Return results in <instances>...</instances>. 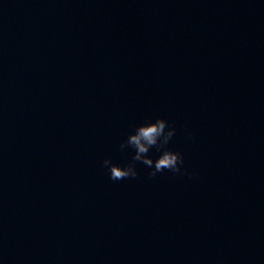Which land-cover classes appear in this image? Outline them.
I'll return each instance as SVG.
<instances>
[{"label": "water", "instance_id": "obj_1", "mask_svg": "<svg viewBox=\"0 0 264 264\" xmlns=\"http://www.w3.org/2000/svg\"><path fill=\"white\" fill-rule=\"evenodd\" d=\"M0 264H264V0H0Z\"/></svg>", "mask_w": 264, "mask_h": 264}, {"label": "clouds", "instance_id": "obj_2", "mask_svg": "<svg viewBox=\"0 0 264 264\" xmlns=\"http://www.w3.org/2000/svg\"><path fill=\"white\" fill-rule=\"evenodd\" d=\"M175 133V127L163 118L139 125L119 145L120 151L128 148L134 150L131 160L121 166L118 163H113L110 158H106L102 161V166L109 170V178L113 181L137 178V162L151 169L148 174L149 178H154L165 170L173 174H186L191 178L194 173H189L186 168L182 167L184 165L182 153L172 151L168 147ZM153 148L160 153L155 160L149 155Z\"/></svg>", "mask_w": 264, "mask_h": 264}]
</instances>
